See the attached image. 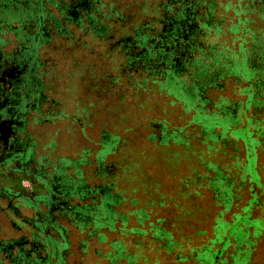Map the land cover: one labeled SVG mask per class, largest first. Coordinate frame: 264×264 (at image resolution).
Wrapping results in <instances>:
<instances>
[{
  "label": "rangeland",
  "instance_id": "374dc122",
  "mask_svg": "<svg viewBox=\"0 0 264 264\" xmlns=\"http://www.w3.org/2000/svg\"><path fill=\"white\" fill-rule=\"evenodd\" d=\"M157 1L118 0L117 10L121 15L133 13L136 27L152 9L147 7ZM261 4L264 0H215L211 26L220 29L204 39L203 51L193 54L199 59L197 66L190 67V72H198L207 65L206 72L215 76L197 75L198 81L221 84L209 91V103L196 97L187 103L181 94L148 80L140 71L126 72L120 48L110 51L103 45L100 57L88 56L87 49L73 51L61 61L57 97L63 114L49 130V137L57 142L54 156L71 161L69 174L75 171L73 163L80 161L89 187L111 185V193L122 200L106 203L109 218L116 227L124 223L126 230L117 232L108 226L97 230L93 219L83 231L69 226L66 264H200L191 247L199 251L201 245L209 244L218 220L230 222L232 214L245 205L250 183L242 179L243 131L232 133L231 129L248 127L264 141L263 87L256 88L264 81V10H254ZM207 51L210 58H206ZM234 63L242 64L249 80L230 74ZM182 78L185 86L193 84L188 75ZM190 90L197 95L194 88ZM203 120L215 126L211 134L205 131ZM219 122L230 128L224 130L216 125ZM105 143L111 149L101 152ZM98 155L106 171L97 176L93 168ZM256 163L264 191L260 147ZM217 177L224 178L232 191L230 210L223 211L219 203L223 190L212 184ZM261 208L253 210L252 217H263L264 223ZM97 210L102 217L105 211ZM246 224L238 220L229 235L249 242L241 231ZM250 224L258 231L255 237L264 231L261 221ZM131 228L135 231L130 232ZM156 228L170 234L168 241L174 247L163 246L161 237L153 235ZM92 229L105 233L106 239L97 238V233L88 235ZM248 231L251 235L253 229ZM224 258L230 259L228 254ZM60 260V256L54 259L57 264ZM249 264H264V235L256 238Z\"/></svg>",
  "mask_w": 264,
  "mask_h": 264
},
{
  "label": "flooded vegetation",
  "instance_id": "af4514ba",
  "mask_svg": "<svg viewBox=\"0 0 264 264\" xmlns=\"http://www.w3.org/2000/svg\"><path fill=\"white\" fill-rule=\"evenodd\" d=\"M117 1L0 0V264H57L58 256L66 264L68 227L86 229L108 189L89 187L80 161L69 174L71 161L54 156L57 142L49 130L63 114L61 61L73 51L100 57L103 45L110 51L120 46L127 69L147 77L160 74L161 66L180 70L185 60L196 67L192 55L220 29L211 26L215 0H158L136 27L135 15H121ZM231 73L249 80L242 64L234 63ZM207 74L215 76H201ZM192 82L191 101L209 103V91L221 88L215 80ZM262 87L264 98V81L258 82ZM101 157L94 161L97 176Z\"/></svg>",
  "mask_w": 264,
  "mask_h": 264
},
{
  "label": "trees",
  "instance_id": "16d2710c",
  "mask_svg": "<svg viewBox=\"0 0 264 264\" xmlns=\"http://www.w3.org/2000/svg\"><path fill=\"white\" fill-rule=\"evenodd\" d=\"M118 48H121L120 46ZM200 52H202V49H199ZM211 51V50H210ZM212 52V51H211ZM204 54V53H203ZM206 58H210L207 53L205 52ZM193 60L191 61V64H196L197 60H199L197 57L195 58L194 55ZM190 62H187L186 60L183 62V67L180 70H176L173 68H164L161 66V73H154L151 72L149 76H147L148 80L152 82H156L158 84L163 85L164 87L168 88L170 91L174 92L175 94L179 93L181 94V97L185 99L187 103H192V101L187 97L186 93L188 92L189 88L188 85L185 86V80L182 78L183 75H188V77L193 81V79H197L199 75L206 73L207 71V65H202L198 72L193 71L190 72V67L189 66ZM193 66V65H192ZM221 67V66H220ZM126 72H131L127 69V64H126ZM198 75V76H197ZM146 78V80H147ZM161 79V80H160ZM193 83V82H192ZM198 110V109H197ZM200 112H197V115H200ZM215 116L218 119H220L219 116L216 115H211ZM216 125L222 126L223 124L217 123ZM224 130L230 128L229 124H225L222 126ZM241 129L243 131L242 135L240 136L241 139L244 142L245 146V163L243 165V176L242 179H247V181L250 183L249 186V197L247 198L245 205L241 207L238 212H235L232 214V219L230 222L225 221L223 219L218 220L216 226H215V234L214 237L209 241L210 243L208 244H203L200 246L199 251L195 250V247H191V253L193 252L195 255V258L199 259L200 264H249V261L252 256V252L254 250V244L256 243V238L264 235V231L260 232L261 235L255 237L254 234L257 231V229L250 223H255L257 221H261L262 225L264 227L263 223V217H252V212L253 210L262 207L261 212L264 215V191L262 189L263 183L260 181V175L258 172L257 168V154H258V148L262 149L264 152V141H260L257 137L254 136V131H250L248 127L245 128H234L231 129V132L235 133V130ZM259 127H256L255 130H259ZM205 131L209 134H211L212 129L207 126L205 128ZM255 143H254V142ZM257 144V146L255 145ZM111 149L110 143H105L103 146V149L101 152H107ZM103 154V153H102ZM106 171V167L103 168L102 172ZM108 172V170H107ZM212 184L223 190L220 193V204H223V211L230 210L232 206L231 202V195L232 191L230 190V186H227V183H225V179L222 177H217L214 179ZM108 186V189L105 190L101 197L100 205L98 208L103 209L105 211L104 214L101 215H95L94 221H95V229L98 227H105L108 226L111 230H115L117 232H122L126 230L123 228V224L120 227L114 226V221H111L109 218V211L106 206L107 202H120L122 199L119 196H114L111 193V185L106 184ZM224 191L227 192V195H224ZM249 205V207H248ZM108 215V216H107ZM107 216V217H106ZM238 220L241 221H247L248 227H243L241 226V231L243 229L244 234L247 236V239L249 242H240L238 240H234L233 236L231 237L229 233L232 232V229L234 227V223L238 222ZM245 225V224H244ZM82 226V225H81ZM87 226V225H86ZM248 228H252L253 232L249 233ZM130 232H134L135 229L131 228L129 229ZM155 233L153 235L155 237L160 236L161 240L163 241V246L169 250L170 248L174 247V243L172 241H168L170 234L164 232L161 229V232L159 231L158 228L154 230ZM97 233L102 237V239H106L105 233L99 232L97 230L92 229L91 231L88 232L89 235H93ZM167 236V237H166ZM244 243L245 248H242V244ZM229 255V261L225 260L224 256ZM124 256L123 254H118V256ZM126 255V253H125ZM110 257L109 255H107ZM128 257V255H126ZM178 258L184 259L187 258L186 256H179Z\"/></svg>",
  "mask_w": 264,
  "mask_h": 264
}]
</instances>
